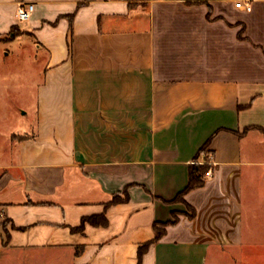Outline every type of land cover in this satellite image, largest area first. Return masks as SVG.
Instances as JSON below:
<instances>
[{
    "label": "crops",
    "instance_id": "0c3cea01",
    "mask_svg": "<svg viewBox=\"0 0 264 264\" xmlns=\"http://www.w3.org/2000/svg\"><path fill=\"white\" fill-rule=\"evenodd\" d=\"M7 36L45 62L0 134V264H264V0H0Z\"/></svg>",
    "mask_w": 264,
    "mask_h": 264
},
{
    "label": "rangeland",
    "instance_id": "374dc122",
    "mask_svg": "<svg viewBox=\"0 0 264 264\" xmlns=\"http://www.w3.org/2000/svg\"><path fill=\"white\" fill-rule=\"evenodd\" d=\"M9 37L0 38V134L23 128L35 112L45 62V55L36 52L31 41Z\"/></svg>",
    "mask_w": 264,
    "mask_h": 264
},
{
    "label": "trees",
    "instance_id": "16d2710c",
    "mask_svg": "<svg viewBox=\"0 0 264 264\" xmlns=\"http://www.w3.org/2000/svg\"><path fill=\"white\" fill-rule=\"evenodd\" d=\"M124 1H133V0H124ZM130 5V3H129ZM14 31V28L12 29L11 32ZM13 139H18V140H22L24 139L23 136H17V137H13ZM210 144V139L208 141H206L202 146L201 148L199 149L197 155L195 156V162H193V164H191L189 166V170H188V184L187 186L185 187V189L179 193L177 195V197L173 200V202H182V197L187 194L188 192L194 190V189H197L199 187H201L204 183V175L205 173L208 171L209 167L204 164V163H199L198 159H204V156L207 154V148ZM127 200L126 197L122 200L118 199V198H113V203H118V202H121V201H125ZM83 221H87V220H83ZM90 222H92V220H89ZM168 224H172V223H166V224H161V225H154L153 229H154V232H155V237H154V241H157L159 240L162 235L164 234V227ZM142 248L141 247L139 249V254L141 253L142 251Z\"/></svg>",
    "mask_w": 264,
    "mask_h": 264
},
{
    "label": "built area",
    "instance_id": "2783aa9c",
    "mask_svg": "<svg viewBox=\"0 0 264 264\" xmlns=\"http://www.w3.org/2000/svg\"><path fill=\"white\" fill-rule=\"evenodd\" d=\"M235 6L237 8H239V7H241V4L240 3H236ZM243 8L245 10H247V11L250 10L249 4L243 5ZM32 9H33L32 5H28L26 7L23 6V5H19L18 8H17L16 14H15L16 20L19 21V22L27 21L29 19V17H30ZM211 161H212V158L210 156L208 162L211 163ZM210 175H211V169H208V171L205 173L204 176L205 177H209Z\"/></svg>",
    "mask_w": 264,
    "mask_h": 264
}]
</instances>
